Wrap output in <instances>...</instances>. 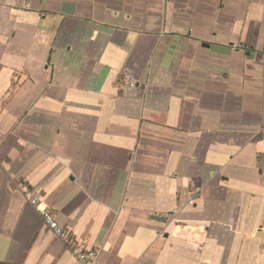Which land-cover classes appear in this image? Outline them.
<instances>
[{
  "label": "crops",
  "instance_id": "1",
  "mask_svg": "<svg viewBox=\"0 0 264 264\" xmlns=\"http://www.w3.org/2000/svg\"><path fill=\"white\" fill-rule=\"evenodd\" d=\"M44 207L100 264H264V0H0V264H80Z\"/></svg>",
  "mask_w": 264,
  "mask_h": 264
},
{
  "label": "built area",
  "instance_id": "2",
  "mask_svg": "<svg viewBox=\"0 0 264 264\" xmlns=\"http://www.w3.org/2000/svg\"><path fill=\"white\" fill-rule=\"evenodd\" d=\"M130 86L132 83L129 84ZM24 194L27 197V201L33 207L38 208L40 204V195L38 191L30 190L24 185L20 184ZM42 220L46 228L51 230L56 236L63 240H68V247L80 264H100L98 250L97 249H87L79 244L76 240L69 238V234L65 228L60 226L53 217L51 210L48 208H42L39 210Z\"/></svg>",
  "mask_w": 264,
  "mask_h": 264
}]
</instances>
